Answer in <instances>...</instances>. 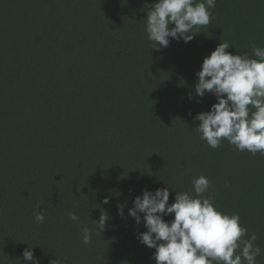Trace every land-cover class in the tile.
<instances>
[{"label":"trees","instance_id":"obj_1","mask_svg":"<svg viewBox=\"0 0 264 264\" xmlns=\"http://www.w3.org/2000/svg\"><path fill=\"white\" fill-rule=\"evenodd\" d=\"M156 2L0 0V264H32L25 249L40 264H156L138 239L144 214L138 225L129 209L166 186L172 204L200 175L243 238L256 233L264 264V155L227 140L213 149L194 130L218 102L195 93L204 58L224 41L234 55L264 48V0H216L190 42L154 49L145 18Z\"/></svg>","mask_w":264,"mask_h":264},{"label":"clouds","instance_id":"obj_2","mask_svg":"<svg viewBox=\"0 0 264 264\" xmlns=\"http://www.w3.org/2000/svg\"><path fill=\"white\" fill-rule=\"evenodd\" d=\"M215 7L216 0H158L145 18L148 40L154 42V49L167 48L169 38L188 43L195 37L193 29L210 24L211 9ZM230 48L226 41L219 44L204 58L197 73L196 95L203 98L212 93L218 102L210 111L194 117L200 121L194 130L213 149L227 140L241 152L264 155V48L252 45L251 56L247 52L234 55L228 51ZM191 183L194 192L174 190L172 204H169L168 186L155 192L145 189L129 209L128 214L138 225L142 222L140 214H144L147 231L139 233L138 239L155 249L156 264H257L262 249L256 244V233L244 239L248 229L241 225L239 214L217 209L214 197L205 195L211 186L206 176L193 178ZM109 202L107 197L103 201ZM123 209L124 205H118L122 218ZM172 214L171 221L163 218ZM68 215L72 221L79 222L77 213ZM34 217L35 222L41 223L45 213L36 211ZM108 219V213L102 212L99 221H93L99 232L105 230ZM92 233L93 229L82 228L85 245L91 244ZM23 260L40 264L30 249L24 250ZM52 264H61L60 258Z\"/></svg>","mask_w":264,"mask_h":264}]
</instances>
